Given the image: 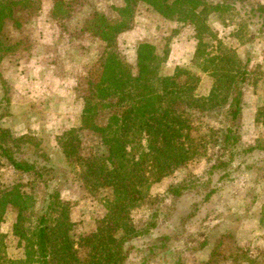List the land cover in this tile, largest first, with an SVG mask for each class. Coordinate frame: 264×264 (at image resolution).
Masks as SVG:
<instances>
[{
	"label": "rangeland",
	"instance_id": "rangeland-1",
	"mask_svg": "<svg viewBox=\"0 0 264 264\" xmlns=\"http://www.w3.org/2000/svg\"><path fill=\"white\" fill-rule=\"evenodd\" d=\"M60 1L71 11L53 16L55 0H40L39 11L30 13L20 28L5 27L7 37L21 41L22 46L0 61V129L6 132L3 143L15 145L16 156L42 163L48 158V163L53 165L77 237L95 231L104 213L105 200L112 199L109 188L84 187L77 160L101 155L103 150L94 133L80 129V118L84 99L91 97L96 66L103 61L105 52L109 49L118 52L135 73L136 45L153 43L164 58L160 74L172 75L178 67L189 68L200 78L195 90L199 96L207 95L212 78L191 63L196 45L193 25L167 20L148 6L135 4L126 28L109 46L85 31L82 24L95 11H102L109 18L118 17L117 7L124 4L122 0ZM218 1L221 0H208L212 4ZM244 4L254 6L264 4V0H245ZM244 4L235 1L232 10L223 12L227 17L225 22L216 13L208 14L206 22L226 46L235 50L240 61L249 59L238 121L241 145L264 147V126L255 119L257 110L264 105V31H256L248 22ZM215 46V43L209 45L207 52L215 50ZM107 110L100 111L101 121L109 115ZM185 112L193 135L200 137L197 155L152 183L147 198L133 210L136 228L150 219L157 221V227L149 230L143 244L124 246L128 255L122 264H264V151L243 156L246 160L240 166L235 161L237 170L228 184H219L218 193L201 205L198 215L186 225L177 221L182 212L187 214L190 204L197 202L198 197L195 190L176 200L165 197L168 186L204 180L207 169L217 158L226 159L220 151L218 119L213 116L216 113ZM16 184L32 195L33 206L25 214V225L33 226L44 188L32 175L15 172L0 156L1 188L10 189ZM16 214V207L9 203L0 222V249L13 260L24 257L22 242L13 233ZM213 218L225 228L212 229L207 234L200 233L201 229L191 232L193 226L214 223ZM249 221L258 227L259 233L253 230L249 234L261 236L259 245L243 232ZM75 248L82 258L89 251L88 247L79 245Z\"/></svg>",
	"mask_w": 264,
	"mask_h": 264
},
{
	"label": "trees",
	"instance_id": "trees-1",
	"mask_svg": "<svg viewBox=\"0 0 264 264\" xmlns=\"http://www.w3.org/2000/svg\"><path fill=\"white\" fill-rule=\"evenodd\" d=\"M122 1L124 4L117 7L118 17L109 18L106 13L95 11L83 21L82 28L110 46L126 28L135 4H144L167 20L193 25L196 45L191 63L212 78L211 87L207 95H197L195 90L200 78L183 66L176 68L172 75L162 76L160 67L164 58L156 45L149 42L136 46L135 73L118 52L110 49L105 52L103 61L96 66L91 97L84 99L80 118V129L94 133L103 150L101 155L77 160L84 187L109 188L112 199L105 200L104 213L95 231L77 237L53 165L48 163V158L42 163L16 156L15 145L3 143L6 132L0 129V156L15 172L32 175L44 188L36 223L28 226L25 214L33 206L32 195L22 191L18 184L10 189L0 185V222L6 205L13 204L17 209L13 233L24 250L22 259L13 260L0 249V264H122L128 255V248L124 246L143 244L149 230L157 227V221L150 219L136 228L133 210L147 198L152 183L197 155L200 137L193 135L185 110L216 113L213 116L218 119L220 151L226 159L217 158L207 169L204 180L168 186L165 197L176 200L191 190L198 197L197 202L190 204L187 214L182 212L178 216L179 224L186 225L198 215L201 205L218 193L219 184H228L237 170L235 161L240 166L246 160L243 156L264 151L259 144L241 145L238 121L249 59L240 61L235 50L226 46L206 22L210 13L218 14L225 22L227 17L223 12L232 10L235 1L244 4L245 0H221L213 4L208 0ZM244 5L248 22L256 31H264V4ZM66 7L55 0L53 16L71 11ZM40 8V0H0V61L22 46L21 41L7 37L6 25L18 29L30 13H37ZM214 43L215 50L207 52L208 46ZM106 109L109 115L101 121L100 111ZM255 119L264 126V105L257 110ZM77 245L89 248L84 258L79 257Z\"/></svg>",
	"mask_w": 264,
	"mask_h": 264
},
{
	"label": "crops",
	"instance_id": "crops-1",
	"mask_svg": "<svg viewBox=\"0 0 264 264\" xmlns=\"http://www.w3.org/2000/svg\"><path fill=\"white\" fill-rule=\"evenodd\" d=\"M139 43H143V42H139ZM138 43V44H139ZM150 43V42H149ZM137 44V45H138ZM151 44H153V43H151ZM136 45V46H137ZM136 49V48H135ZM134 54H135V52H134ZM222 219V218H221ZM213 221H214V223H207V225H206V223L204 222V223H202L201 225H197V226H193V227H191L190 228V230H191V232H196V230H198V229H201V232L200 233H203V234H207L209 231H211L212 229L214 230V229H219V230H223L225 227H224V225H222L218 220H216V218H213ZM258 229V227H256V225H255V223L253 222V221H249V223H245V227L243 228V232L244 233H246L247 234V236H249L250 234V231H253V230H257ZM195 230V231H194ZM212 230V231H213ZM257 232L259 233V231L257 230ZM256 235L257 236H255V235H253V236H251L250 235V237L252 238L251 240H254V244L255 245H259V244H261V242H262V238H261V236L260 235H258L257 233H256ZM246 241V240H245ZM247 241H248V243L250 242V239H249V237H248V239H247Z\"/></svg>",
	"mask_w": 264,
	"mask_h": 264
}]
</instances>
